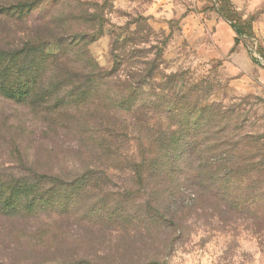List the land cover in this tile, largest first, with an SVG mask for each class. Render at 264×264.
<instances>
[{"label":"rangeland","instance_id":"374dc122","mask_svg":"<svg viewBox=\"0 0 264 264\" xmlns=\"http://www.w3.org/2000/svg\"><path fill=\"white\" fill-rule=\"evenodd\" d=\"M0 264H264V0H0Z\"/></svg>","mask_w":264,"mask_h":264},{"label":"trees","instance_id":"16d2710c","mask_svg":"<svg viewBox=\"0 0 264 264\" xmlns=\"http://www.w3.org/2000/svg\"><path fill=\"white\" fill-rule=\"evenodd\" d=\"M236 43L238 44V40L236 41ZM91 64V63H90ZM91 66H93L92 64H91ZM94 67V66H93ZM88 76H93L94 78H96V76H98V77H100L101 76V73L100 72H98V71H95V72H93V73H88L87 74ZM76 191H77V188H75V193H76ZM67 206V205H66ZM65 207V206H64Z\"/></svg>","mask_w":264,"mask_h":264}]
</instances>
